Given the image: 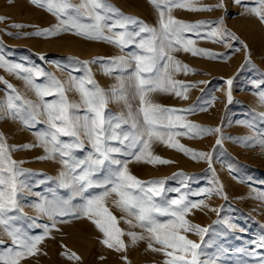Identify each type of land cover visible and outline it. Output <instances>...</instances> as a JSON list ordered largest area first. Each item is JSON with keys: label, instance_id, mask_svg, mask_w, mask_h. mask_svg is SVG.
Returning <instances> with one entry per match:
<instances>
[{"label": "rangeland", "instance_id": "obj_1", "mask_svg": "<svg viewBox=\"0 0 264 264\" xmlns=\"http://www.w3.org/2000/svg\"><path fill=\"white\" fill-rule=\"evenodd\" d=\"M80 2L81 0H72L74 4ZM110 2L123 13L137 17L150 26L158 27L159 11L150 0H110ZM221 3L224 7H216ZM196 6L211 7L212 10L189 11L174 7L171 15L191 24L207 22L202 24L199 34L188 33L186 36L195 40L197 48L221 55L213 59L183 50L173 53L177 60L195 70L187 74L184 72L174 74L175 80L192 85L186 93L187 98L164 92L151 93V98L153 102L167 108L190 109L194 105L206 108L204 111L179 114L185 115L187 121L205 129L220 128L221 131L204 133L200 137L189 133L179 135L175 139L195 152L211 153L214 176L209 171V163L206 159L193 158L159 141L152 143L151 151L154 155H159L172 163L153 165L136 161L132 157L119 158L127 160L131 173L141 180H165L166 189L179 188L180 192L168 193L170 198H177L186 192L202 193L190 195L189 199L194 202L203 200L206 206L193 209L187 219L194 224L207 227L209 231L204 234L203 240L194 232L186 233L187 237L200 243L202 248L207 245L205 251L207 256L212 258V264H251V258L244 253L245 250L252 249L253 245L249 242L260 236L261 226L264 225V123H260L259 117L255 115L264 113V104L259 101V94L264 92V83H261L264 80L262 75L264 74V20L252 9L259 8L264 11V5L260 0H240L239 3L236 0H196ZM0 16L6 18L0 22V54H3L7 60L25 67L42 68L53 73L66 85L70 75H80L71 71V66L76 60L89 61L94 79L106 93L111 96L113 88L119 89L123 86L124 95L128 97L127 104L122 100L110 99L107 110L127 116L128 104H130L132 113L134 115L138 113L139 99L135 96V89L130 86L132 81L127 73L106 74L100 63H91L99 57L127 56L131 49H121L106 41L90 40L76 35L74 31L62 32L50 38L25 35V33L52 28L59 23V18L47 10L46 4L41 6L33 3L32 0H11V2L0 0ZM221 19L223 24L219 27L226 28L238 39L219 42L210 35L206 39L201 38L217 28L212 22ZM13 24H22L24 27H11ZM249 57L251 64L247 62ZM0 77L3 78L0 80V100L6 99V83H11L24 99L38 102L35 90L27 86L21 76L0 68ZM228 79L233 80L232 104L227 100ZM41 80L36 82L40 83ZM66 94L70 102H81V96L75 89L68 90ZM40 119L44 120L46 117L41 116ZM38 127L43 128L44 125ZM177 131L188 130L177 129ZM0 133L6 138L12 158L23 162L20 167L27 172L21 179L26 180L30 186L25 189L24 198L18 195L22 213H17L21 218L15 224L22 230H28L30 235H42L43 227L28 229V225L32 223L28 218H34L38 225L51 226L53 221L47 215L40 214L34 205L39 203L43 196L51 199L50 193L62 198L71 195L70 189L58 188V178L60 172L65 171L64 166L59 158L38 159L46 156L47 153L44 147L39 146L36 129L25 126L10 113L0 112ZM221 137L223 143L222 146H218L216 142ZM81 138L85 139L87 151L89 147L87 140L83 136ZM21 145L34 146L22 150L12 147ZM77 155L81 154L77 153ZM179 173L192 179H184L178 175ZM214 179L217 182L214 183ZM182 180L187 184L186 188L181 183ZM220 185L222 192L217 190ZM209 189L212 191L203 194ZM89 191L99 192L101 189H89ZM87 194L84 193L85 196ZM116 199L118 198L114 194L108 197L106 206L117 218L118 226L125 233L122 236L126 245L125 251L118 252L104 245L103 233L87 217L79 219L57 217L55 228H51L49 235L38 245L39 251L22 258L20 264H165L164 254L152 251L148 239L132 242V238L127 235L128 232L134 231L145 236L148 234L144 229L127 223V220H132L133 224L137 222L134 217L116 206ZM81 202V196H76L72 200L73 204ZM61 220L68 222L62 223ZM89 239L94 242L91 243ZM0 240L3 241L0 251L12 246L11 238L2 227H0ZM73 252L81 259H69L65 255Z\"/></svg>", "mask_w": 264, "mask_h": 264}, {"label": "snow or ice", "instance_id": "obj_2", "mask_svg": "<svg viewBox=\"0 0 264 264\" xmlns=\"http://www.w3.org/2000/svg\"><path fill=\"white\" fill-rule=\"evenodd\" d=\"M32 2L41 6L46 4L47 10L59 18V23L52 28L25 33V35L50 38L62 32L74 31L76 35L90 40L106 41L121 49H131L127 56L99 57L91 63H100L106 74L127 73L132 81L130 86L135 89V96L139 99V108L138 113L134 115L131 105L128 104L127 116L107 110L110 99L122 100L127 104L128 97L124 95L123 86L119 89L113 88L111 96L106 93L94 79L89 61L76 60L71 66V71L80 75H70L66 85L53 73L42 68L25 67L11 62L0 54V68L21 76L26 85L35 90L38 97V102L26 100L15 86L6 83L7 95L6 99L0 100V112L10 113L25 126L36 129L39 146L44 147L47 153L46 156L38 159L59 158L65 171L60 172L58 188L71 190V195L67 198L50 193L51 199L43 196L41 201L34 205L40 214L47 215L53 221L51 226L38 225L34 218H28L32 220L28 229L43 227L42 235H30L28 230L17 227L15 222L21 218L17 213H22L18 195L24 198V191L30 186L26 180L21 179L27 172L20 167L23 162L12 158L6 138L0 133V227L12 240L11 247L0 251V264H20L22 258L36 254L39 251L38 245L49 235L51 228H55L57 217L77 219L87 217L103 233L104 245L118 252L125 251L126 245L122 239L125 233L118 226L117 218L106 206L107 198L113 194L118 198L115 200L116 206L134 217L137 222L133 224L132 220H127V223L144 229L148 234L145 236L134 231L128 232L127 235L132 238L133 243L148 239L152 251L164 254L165 264H212V258L208 257L205 251L207 245L202 248L200 243L189 239L186 235L188 232H194L203 240L204 234L209 231L207 227L194 224L187 219L193 209H199L204 205L203 200L194 202L189 196L202 193L186 192L177 198H170L169 192H180V189H166L165 180H141L131 173L128 161L119 158L132 157L136 161L153 165L172 163L159 155H154L151 151L152 143L159 141L193 158L206 159L209 163V171L214 176L211 153L195 152L175 139L179 135L189 133L200 137L204 133L220 132V128L205 129L187 121L185 115L179 114L204 111L206 108L200 105H194L190 109L167 108L153 102L151 98V93L154 92L174 93L176 96L187 98L186 93L192 85L175 80L174 74L179 72L187 74L195 70L177 60L173 53L183 50L213 59L221 55L197 48L195 40L186 36L188 33L199 34L202 24L207 22L191 24L171 15L174 7L189 11H210L211 7H197L196 0H150L159 11L157 27L123 13L110 0H81L79 4L72 3V0H43V3L42 0H32ZM236 2L239 3L240 0ZM260 3L264 5V0H260ZM216 7H224V5L221 3ZM252 11L264 20V11L259 8H254ZM5 19L0 16V22ZM212 23L216 24L217 28L201 38L206 39L210 35L219 42L238 39L226 28L219 27L223 24L222 19ZM11 27L22 28L24 25L13 24ZM117 29L119 31H116ZM247 62L251 64L250 57ZM2 79L0 77V80ZM37 80L41 82L37 83ZM261 83H264V80ZM226 84L227 100L232 104L233 80L228 79ZM72 89L79 92L80 103L69 101L66 92ZM47 97L53 99H46ZM259 101L264 104V92L259 94ZM255 115L259 117L260 123H264V113ZM41 116H45L46 119L41 120ZM41 124L44 125L43 128L38 127ZM177 129L188 131L180 132ZM82 136L87 140L89 146L87 151ZM216 143L222 146L223 137ZM33 146L12 147L22 150ZM178 175L184 179H192L183 173ZM215 182L217 181L214 179ZM181 183L185 188L187 187L183 180ZM97 188L101 191H89ZM217 190L222 192V185ZM211 191V189L206 190L203 194ZM84 193L88 194L85 196ZM76 196L82 197L81 203H72ZM261 229L260 236L249 242L253 245L252 249L245 250L244 253L251 258V264H264V251H261L264 249V225ZM2 244L3 241L0 240V245ZM65 255L69 259H81L74 252Z\"/></svg>", "mask_w": 264, "mask_h": 264}, {"label": "bare ground", "instance_id": "obj_3", "mask_svg": "<svg viewBox=\"0 0 264 264\" xmlns=\"http://www.w3.org/2000/svg\"><path fill=\"white\" fill-rule=\"evenodd\" d=\"M76 233H78V232H76ZM81 233V232H80ZM86 235V234H85ZM89 235V234H88ZM83 236V235H82ZM94 236V235H93ZM75 238H76V236H74ZM79 237V236H78ZM78 237H77V239H78ZM73 238V237H72ZM81 238V237H80ZM81 239H83V238H81ZM95 239V238H94ZM74 240H76V239H74ZM79 240V239H78ZM90 240V239H89ZM77 241V240H76ZM92 240H90V242H91ZM73 242V241H72ZM86 242H88L87 240H86ZM92 242H94V241H92ZM91 242V243H92ZM97 241H95V243H96ZM84 243H85V241H84ZM80 244H81V242H80ZM86 244V243H85ZM88 245V244H87ZM89 246V245H88ZM75 247H76V245H75ZM92 248V247H91ZM80 249V248H79ZM80 251V250H79ZM84 251V250H83ZM81 253V252H80ZM85 253V252H84ZM86 253H88V251L86 252ZM85 253V254H86Z\"/></svg>", "mask_w": 264, "mask_h": 264}]
</instances>
